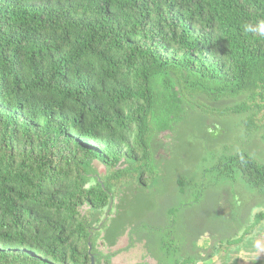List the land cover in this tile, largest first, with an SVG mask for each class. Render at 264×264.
<instances>
[{
	"label": "trees",
	"instance_id": "trees-1",
	"mask_svg": "<svg viewBox=\"0 0 264 264\" xmlns=\"http://www.w3.org/2000/svg\"><path fill=\"white\" fill-rule=\"evenodd\" d=\"M201 97L239 100L222 114L264 145V0H0V264H110L100 231L103 247L129 231L157 264L240 251L249 209L193 232L185 211L205 174L264 208V158L238 153L160 190L153 138L175 134L187 108L209 114ZM148 185L162 203L141 222L129 212Z\"/></svg>",
	"mask_w": 264,
	"mask_h": 264
},
{
	"label": "rangeland",
	"instance_id": "rangeland-1",
	"mask_svg": "<svg viewBox=\"0 0 264 264\" xmlns=\"http://www.w3.org/2000/svg\"><path fill=\"white\" fill-rule=\"evenodd\" d=\"M199 100L204 107L210 110L209 114H200L196 110L187 108L186 120L175 128V134L163 133L155 135L153 138L154 160L164 177V184L160 187V190L165 191L166 189L170 192L169 194L176 195V183L181 176H187L199 182L206 170L218 164L220 160L224 161L238 153L246 154L256 160L264 158V145L260 139L261 133L257 132L245 136L238 117L222 114L239 100L224 99L212 102L204 97L199 98ZM205 175L204 184L207 185L212 175ZM153 189L151 185H148L146 189L141 188V196L130 207L129 214H141V222L154 214L158 202L161 201L162 203V197L159 196L156 202L155 197L150 196ZM122 190L126 197H130L132 193H136L137 187L131 185L124 187ZM230 192L234 193L236 197L239 206L238 211L233 206ZM258 202L257 197L248 194L241 187L235 185L231 189L229 185L225 184L223 195H221V188L217 190V197L212 194L205 196L203 193V199L200 203L186 208L185 220L188 221L186 224L192 232L202 225L213 229L221 227V223L213 218L218 221H220L219 217L232 220L233 215L240 214L239 212L242 209H249V223H252L245 234L240 231L237 235L241 244L245 245L241 246L240 251H235L233 254L230 252L229 254H232V256L224 260L222 259L223 250H221L218 255L208 258V261L196 264H252L254 260H264V221L253 224L255 223L254 216L259 211L264 212V208H252ZM184 204L187 203L183 200L180 204L176 202L177 206ZM115 205V208H118V202ZM111 210L110 216L115 214L114 208ZM214 212L218 213L219 217ZM206 218H212V220L207 221ZM198 219L202 220L199 222L201 225L197 224ZM195 220L196 223H192ZM182 234L184 233L181 232L180 235ZM102 237L103 233L100 231L96 242L97 251L103 255L116 254L111 258L110 264H157L155 259L148 256L143 244L133 240L129 231L118 238L113 247H103L101 244ZM208 237V239L203 237L199 241V248L203 249L202 253L205 256L210 251L209 246L212 240L217 239L215 236L211 237L209 233ZM130 239L133 240L134 245L128 249ZM205 256L203 257L205 258Z\"/></svg>",
	"mask_w": 264,
	"mask_h": 264
},
{
	"label": "flooded vegetation",
	"instance_id": "flooded-vegetation-1",
	"mask_svg": "<svg viewBox=\"0 0 264 264\" xmlns=\"http://www.w3.org/2000/svg\"><path fill=\"white\" fill-rule=\"evenodd\" d=\"M235 156V155H234ZM232 158V157H231ZM230 159V158H229ZM224 163V162H223ZM209 182V181H208ZM207 188L204 192V194L209 193V194H212L214 197H217V190H219L221 188V195H223V191H224V188H225V184L224 182L223 183H208L207 185ZM154 190V189H153ZM152 190V191H153ZM230 196H231V199H232V203L236 205H238V203L236 202V197L234 196V193L230 192ZM218 214V213H217Z\"/></svg>",
	"mask_w": 264,
	"mask_h": 264
},
{
	"label": "water",
	"instance_id": "water-1",
	"mask_svg": "<svg viewBox=\"0 0 264 264\" xmlns=\"http://www.w3.org/2000/svg\"><path fill=\"white\" fill-rule=\"evenodd\" d=\"M90 264H93V258H90Z\"/></svg>",
	"mask_w": 264,
	"mask_h": 264
}]
</instances>
